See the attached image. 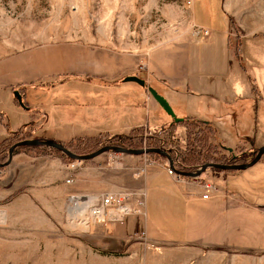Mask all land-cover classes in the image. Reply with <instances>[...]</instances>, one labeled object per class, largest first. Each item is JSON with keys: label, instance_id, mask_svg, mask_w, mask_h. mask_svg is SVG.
Wrapping results in <instances>:
<instances>
[{"label": "rangeland", "instance_id": "1", "mask_svg": "<svg viewBox=\"0 0 264 264\" xmlns=\"http://www.w3.org/2000/svg\"><path fill=\"white\" fill-rule=\"evenodd\" d=\"M195 1L193 10L194 0H0V110L5 113L0 112V133L3 136L15 130L19 133L9 141L10 144L1 147L0 163L7 160L9 148L20 138L44 139L43 134L59 132L69 136L76 132L75 135H79L98 128L121 130L119 127H123L125 119L130 118L126 105L131 101L139 112L136 123H148L150 127L157 125L154 131L143 125L139 131L118 138L110 132H97L92 139H73L70 147L66 148L85 155L106 145L139 149L156 147L164 142L173 147L170 156L173 161L181 162L185 171H195L207 162L229 164L233 153H242V144L247 143V139L238 133L224 139L228 144L225 147L241 144L239 149L230 153L222 146L224 134L220 132L219 137L215 127L222 130L224 125L230 124L226 116L231 119L242 118L243 114L238 111L240 108L230 109L226 104L216 102L221 100H215L211 95L186 97L172 94L162 85H156L174 113L184 119V122L175 124L160 108L151 106L154 99L146 88H140L135 82H122L128 75L142 79L149 77L146 61L153 49L176 43L186 44L204 36L198 33L196 20L217 28L225 26L224 17L228 23L227 39L233 59H236L235 52L238 57L239 51L246 55L241 58V63L237 61L230 65L233 75L224 92L232 89L233 82L242 81L245 83L244 89L247 85L251 89L256 84L254 76L258 82L264 79L254 62L255 55L259 56L263 47L260 48L259 42L249 37L264 34V0ZM206 6L212 10L213 17L206 14ZM242 41L243 48L239 50ZM219 82L225 83V79H219ZM14 91L23 96L28 107H35L33 115L28 117H39L37 126L30 120V128L26 130L22 127L25 123L20 124L19 115L8 110L17 104ZM224 92H220V95ZM261 96L264 98V95ZM221 99L225 101L224 97ZM118 105H123L120 112ZM43 109L48 110L47 114L41 112ZM211 118L215 127H205L201 123L200 126L204 128L201 136L203 140L195 139L191 120L192 124L199 125L194 119L210 121ZM224 119L228 123H224ZM192 142L196 145L192 146ZM176 149L181 151L177 156ZM53 151L49 147L16 149L13 156L22 153L35 158L57 157L51 154ZM252 156L242 153L238 162L247 163ZM62 160L67 163L71 161L66 158ZM166 162L163 155L155 157L152 154L108 151L91 160L81 161L80 168L91 163L98 171L96 181L90 185L91 192L129 193V198L124 202L128 213L124 217H144L147 203L148 217L151 218L153 186L147 189V173L153 167L163 168ZM9 164L0 167V181L5 175L9 176ZM215 173L219 171L209 168L202 173V177L220 186L217 182H222V178L214 177ZM166 175L160 176L159 180L163 186L170 188L168 184L171 183ZM174 179L179 181L184 177ZM204 182L201 183L200 198L204 193ZM85 191L82 185L78 194L83 195ZM178 199L183 203L181 198ZM7 202L9 198L4 203L0 202V264H77L71 260L74 257L72 252L52 240L56 230L53 233L45 231L36 243L24 239L27 225L25 218H16L14 224H4L1 206ZM167 203L165 200V207ZM256 204L262 205L264 202ZM181 205L183 209L186 207L184 203ZM79 206L85 207L82 204ZM80 209L77 207L74 210ZM107 219L93 218L87 229L109 230L111 225L124 224L123 221L114 223V220ZM139 235H135L126 248L119 243L121 245H118L117 254L107 255V264H167L163 258L168 252L172 260L178 261L184 257V247L163 240L150 241L144 235ZM90 246L93 248V243ZM80 256L84 264H99L94 250L82 251ZM80 256L77 254V259ZM191 262L195 264V259Z\"/></svg>", "mask_w": 264, "mask_h": 264}, {"label": "crops", "instance_id": "2", "mask_svg": "<svg viewBox=\"0 0 264 264\" xmlns=\"http://www.w3.org/2000/svg\"><path fill=\"white\" fill-rule=\"evenodd\" d=\"M195 4L194 0L193 10ZM222 10L226 15L223 7ZM211 11L206 6L205 12L209 17H213ZM194 19L196 20L195 15ZM223 20L225 26L217 28L196 20L197 25L210 30L208 35L188 41L186 44L176 43L153 49L146 61L149 77L144 80L160 95L162 93L156 85H162L172 94L186 97L211 95L215 100H221L216 102L226 104L230 109L240 108L237 109L243 117L231 119L226 116L230 124L224 125L222 130L213 125L212 118L210 121L194 120L209 124L210 127L214 126L218 135L222 132L224 134L223 141L221 139L224 143L222 146L228 152L239 149L241 144L231 146L233 148L225 147V144H228L224 139L231 138L233 133H238L247 139V143L242 144V153L255 154L264 145V98L261 96L264 95V79L258 82L257 77L254 76L253 81L256 84H253L251 89L248 85L244 89L245 83L242 81L233 82L234 86L231 89L233 93L231 90L224 92L228 89V82L233 75L230 65L237 61L241 63V58H245L246 55L243 51H239L240 57L233 59L227 39L228 23L225 17ZM249 37L253 41L257 40L260 48L263 47L259 56L255 55L254 62L258 67L257 70L264 75V34ZM242 48L243 41L239 50ZM243 68L246 73L245 65ZM219 79H225V83L219 82ZM249 80H252L250 74ZM220 92L224 94L221 96ZM221 97H224L225 101H222ZM122 106L118 105L119 112L122 111ZM126 106L130 118L125 119L123 127H119L121 130L98 128L79 135H93L97 132H110L115 135L143 125L151 131L157 128V125L150 127L148 123H136L139 115L137 107L131 101ZM151 106L163 111L155 100ZM8 110L19 115L21 125L25 123V126H29L30 120L36 126L37 122H40L39 117H28L33 115V110L22 111L15 104ZM47 111L43 109L41 112L47 114ZM2 113L5 115L4 112ZM6 122L9 126L8 117ZM225 122L228 123L224 119ZM75 134L76 132L69 136L59 132L53 135L43 134L42 137L64 142ZM4 136L0 133V137ZM66 165L67 162L59 157L35 158L22 153L14 154L9 164V176L7 177L5 173V177L0 181V202L4 203L9 198V202L1 206L4 224H14V220L19 217L26 219L25 241L37 243L45 231L53 233L56 230V236L51 239L74 254L72 261L84 264V259L80 256L82 251L94 250L99 264H107V255H116L118 245H121L119 243L126 248L135 235L141 234L150 241L163 240L168 244L184 247V257L180 256L181 259L178 261L172 260L169 252L165 253L163 262L167 264H188V262L192 264L193 259L195 264H264V215L259 208L261 205L256 204L264 202V155L244 170H222L215 173L214 177L222 178V182H216L222 186V193L228 197L221 195L207 200L200 198L202 187L197 178L184 177L177 181L172 176L166 175L164 165L163 168L153 167L147 173V189L153 186L152 202H150L152 203L151 218L148 217L146 209L148 205L145 202L144 217L126 216L123 225H111L109 230L100 228L97 231L87 229L90 221H93L92 217L86 215L88 219L83 221L78 217V213L74 214L73 210L76 205L85 206V203L95 202L101 195L106 194L102 190L91 192L90 185L96 181L98 171L91 163H86L76 170H69ZM163 175L170 180L171 184H168L170 188L161 184L159 177ZM82 185L87 191L79 195ZM178 198H181L185 204L184 209L181 208L183 203ZM165 200L168 202L167 207ZM75 218L82 222L76 223ZM112 222L116 223V221ZM94 234L97 236L91 237ZM51 239L49 240L52 241ZM92 243L93 248L90 246ZM77 254L80 256L78 259Z\"/></svg>", "mask_w": 264, "mask_h": 264}, {"label": "water", "instance_id": "3", "mask_svg": "<svg viewBox=\"0 0 264 264\" xmlns=\"http://www.w3.org/2000/svg\"><path fill=\"white\" fill-rule=\"evenodd\" d=\"M123 82H135L141 87H144L147 89L148 93L153 97V99L158 103V105L163 109V111L170 116L174 122H178L181 118L177 117L174 113L173 109L171 108L168 101L160 95L155 89L148 86L146 84V81L136 75H128L123 78ZM14 97L16 98L17 102L19 103L20 107H22L25 110H30V107L26 106L24 102L22 101V96L18 91L13 92ZM45 146L49 147L55 150L60 151L62 154L68 156L72 160H78V161H86L91 160L95 158L96 156L108 152V151H114V152H120V153H126V154H150V153H157L160 155H163L166 158V165L175 171L176 174L182 177L187 178H197L202 175L207 169L214 168V169H220V170H244L253 164H255L257 161L260 160V158L264 155V145L261 146L258 151L253 154L252 159L247 163H237V164H221V163H214V162H207L201 165L199 168H197L195 171H182L178 170L174 162L169 155V153L161 148H139V149H130L123 146L118 145H106L103 147H100L96 151H93L91 153L85 154V155H79L68 148H66L61 142H58L54 139H41V138H33V139H23L20 141L15 142L8 151V157L7 160L4 163H0V167L6 166L11 162L14 150L21 146ZM231 151L230 149H228Z\"/></svg>", "mask_w": 264, "mask_h": 264}, {"label": "built area", "instance_id": "4", "mask_svg": "<svg viewBox=\"0 0 264 264\" xmlns=\"http://www.w3.org/2000/svg\"><path fill=\"white\" fill-rule=\"evenodd\" d=\"M198 33L201 35H208L210 31L205 27H200ZM81 161L78 160H71L67 163L66 167L69 170H76L80 167ZM165 171L168 175L174 177V178H181L182 176H179L175 173L174 170L169 168L166 164L164 165ZM203 190L204 193L201 194V199L207 200L212 197L221 196L220 193H222V188L218 186L215 183H212L210 181H205L203 183ZM129 198V193L127 192H115V193H106L104 195L100 196V199L91 202L90 204L85 203V209L87 215H92V217L98 220H106L108 216H110L107 220H114V221H123L124 215L128 213V209L121 212L122 208H124V202ZM260 211L264 215V206H259ZM121 209V210H120ZM109 215H108V214Z\"/></svg>", "mask_w": 264, "mask_h": 264}, {"label": "trees", "instance_id": "5", "mask_svg": "<svg viewBox=\"0 0 264 264\" xmlns=\"http://www.w3.org/2000/svg\"><path fill=\"white\" fill-rule=\"evenodd\" d=\"M235 54V56L237 57V53L235 52L234 53ZM17 104V106L19 107V108H22V107H20V105H19V103L17 102V100L15 101ZM24 102V101H23ZM24 104H25V102H24ZM26 105V104H25ZM27 106V105H26ZM33 108H35V107H33V106H30V110H33ZM23 109V108H22ZM177 116V115H176ZM178 117V116H177ZM179 118H181V117H179ZM174 122V121H173ZM182 122H184V119L183 118H181L178 122H174L175 124H180V123H182ZM192 122H193V120H191V126H192V128H193V134H194V138L195 139H200V140H203V137H201L202 135H203V131H204V128L203 127H201L200 125H201V123L202 122H200V121H198L197 122V120L196 121H194L195 123H197V124H199V125H196V124H192ZM203 124V126H205V127H210L209 126V124H205V123H202ZM24 127L25 128H27L26 130H29V126H25L24 125ZM20 128V127H19ZM141 129V127H134V128H132V129H130L129 131H127V132H124V133H121V134H115L114 135V137H116V138H118V137H122V136H126V135H128V134H132V133H135V132H137V131H139ZM162 131H165V129L164 130H162ZM18 131H10V133L8 134V135H6V136H4V137H2V138H0V149H1V147H3L4 148V146H5V144H10L9 143V141L12 139V138H16L17 136H18ZM30 135V134H29ZM94 136L95 135H85V136H83V137H81L80 135H75L73 138H71V139H69L68 141H66V142H61V141H58V142H61L65 147H70L69 145H71L72 143H73V139L74 140H82V139H84V140H86V139H92V138H94ZM29 137H31V136H29ZM22 138H20V139H18V140H21ZM45 139V138H44ZM195 142H192L191 143V145L192 146H194V145H196V144H194ZM161 148V149H163V150H165V151H167L168 153H169V155L172 153L171 151H173V147H171V146H168L166 143H164V142H162L159 146H156V147H152V148ZM37 149V148H47V147H45V146H42V145H39V146H21V147H18L17 149ZM16 150V149H15ZM55 150V149H54ZM55 152V153H54ZM175 152H176V156L179 154V152H181L180 150H178V149H176L175 150ZM54 153V154H53ZM230 153H232V152H230ZM52 155H54V156H57V157H60V158H66V159H68V160H72V159H70L68 156H66V155H64V154H62L60 151H58V150H55V151H53L52 153H51ZM150 154H152L153 156H158V157H161V155L160 154H157V153H150ZM242 154V153H241ZM241 154H232V160L229 162V164H237V163H239L238 161H240L239 159L241 158V157H239V155H241ZM253 157V156H252ZM172 158V157H171ZM174 162V165H175V167L178 169V170H182V171H185V168H183L182 166H181V162H179V161H173ZM214 163H220V162H214ZM213 169V168H212ZM215 170H218L219 172L220 171H222V170H220V169H215ZM206 172V171H205ZM187 178V177H186ZM197 179L202 183V182H204V181H206L205 179H204V177H201V176H199V177H197Z\"/></svg>", "mask_w": 264, "mask_h": 264}, {"label": "bare ground", "instance_id": "6", "mask_svg": "<svg viewBox=\"0 0 264 264\" xmlns=\"http://www.w3.org/2000/svg\"><path fill=\"white\" fill-rule=\"evenodd\" d=\"M82 205H84V204H82ZM81 208L80 209V211L79 210H73L74 211V213L76 212L77 213V211H79L78 213H79V215H78V217H80L81 219H83V221L85 220L86 221V219L85 218H87V217H85L86 215H87V211H86V209H85V207L83 208V206H78V205H76V208ZM75 209V208H74ZM128 208L125 206L124 208H122V210H121V212H123V211H125V210H127ZM108 214V213H107ZM77 215V214H76ZM90 216V215H89ZM91 217H92V215H91ZM76 220H77V218H75ZM82 222V221H81ZM80 221H77V223H81Z\"/></svg>", "mask_w": 264, "mask_h": 264}, {"label": "flooded vegetation", "instance_id": "7", "mask_svg": "<svg viewBox=\"0 0 264 264\" xmlns=\"http://www.w3.org/2000/svg\"><path fill=\"white\" fill-rule=\"evenodd\" d=\"M22 96V95H21ZM22 101H23V96H22Z\"/></svg>", "mask_w": 264, "mask_h": 264}]
</instances>
